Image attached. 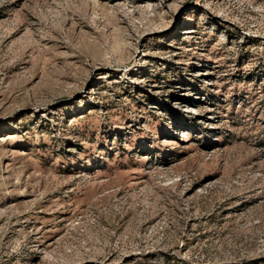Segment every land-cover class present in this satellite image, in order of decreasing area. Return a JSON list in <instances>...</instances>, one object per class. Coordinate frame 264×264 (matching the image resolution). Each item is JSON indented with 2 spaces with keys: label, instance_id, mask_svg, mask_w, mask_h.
<instances>
[{
  "label": "rangeland",
  "instance_id": "1",
  "mask_svg": "<svg viewBox=\"0 0 264 264\" xmlns=\"http://www.w3.org/2000/svg\"><path fill=\"white\" fill-rule=\"evenodd\" d=\"M0 264H264V0H0Z\"/></svg>",
  "mask_w": 264,
  "mask_h": 264
}]
</instances>
